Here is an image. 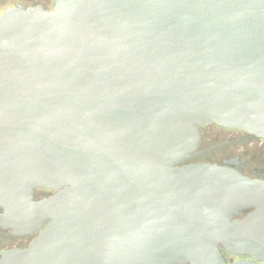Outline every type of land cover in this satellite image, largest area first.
<instances>
[{
	"label": "water",
	"instance_id": "95a60500",
	"mask_svg": "<svg viewBox=\"0 0 264 264\" xmlns=\"http://www.w3.org/2000/svg\"><path fill=\"white\" fill-rule=\"evenodd\" d=\"M209 123L264 138V0L6 9L0 228L38 235L0 264L264 261V181L180 166Z\"/></svg>",
	"mask_w": 264,
	"mask_h": 264
},
{
	"label": "flooded vegetation",
	"instance_id": "af4514ba",
	"mask_svg": "<svg viewBox=\"0 0 264 264\" xmlns=\"http://www.w3.org/2000/svg\"><path fill=\"white\" fill-rule=\"evenodd\" d=\"M55 4L56 0H19L8 8L23 6L27 9L44 8L52 11ZM197 152L198 156L180 166L218 165L237 171L246 178L264 181V138L243 130L209 123L201 127V142ZM52 194V191H38L37 198L42 199ZM3 212L0 207V215ZM254 212L255 209H245L235 217V220L243 221ZM37 235L15 236L10 230L0 228V261L5 251L28 248ZM225 255L228 260L254 261L250 256L236 257L228 253ZM254 262L264 264V261Z\"/></svg>",
	"mask_w": 264,
	"mask_h": 264
},
{
	"label": "rangeland",
	"instance_id": "374dc122",
	"mask_svg": "<svg viewBox=\"0 0 264 264\" xmlns=\"http://www.w3.org/2000/svg\"><path fill=\"white\" fill-rule=\"evenodd\" d=\"M19 0H0V14L11 5H15Z\"/></svg>",
	"mask_w": 264,
	"mask_h": 264
}]
</instances>
